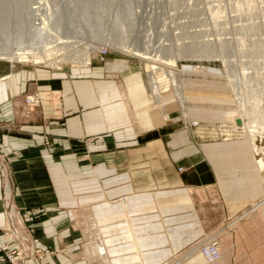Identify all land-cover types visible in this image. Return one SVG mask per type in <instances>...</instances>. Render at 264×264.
Listing matches in <instances>:
<instances>
[{"label": "crops", "instance_id": "obj_1", "mask_svg": "<svg viewBox=\"0 0 264 264\" xmlns=\"http://www.w3.org/2000/svg\"><path fill=\"white\" fill-rule=\"evenodd\" d=\"M195 77L183 73L187 86ZM144 87L134 62L109 54L90 68L59 71L0 60V245L13 242L2 236L6 226L15 229L24 210L33 209L39 241L58 250L68 235L74 241L58 254V263L48 256L39 264H90L80 252L87 230L78 213L113 204L118 217H133L124 201L148 196L154 213L159 204L169 205L165 224L179 230L183 248L263 199L262 177L244 141H204L187 128L192 121L213 122L208 119L227 108L223 101L198 100L186 89L190 112L184 116L167 95L165 119L142 93ZM26 97L40 104L27 105ZM19 195L24 207L15 202ZM247 227L219 232V264H235L232 254ZM17 245L28 248L25 242Z\"/></svg>", "mask_w": 264, "mask_h": 264}, {"label": "rangeland", "instance_id": "obj_2", "mask_svg": "<svg viewBox=\"0 0 264 264\" xmlns=\"http://www.w3.org/2000/svg\"><path fill=\"white\" fill-rule=\"evenodd\" d=\"M30 1L0 0V54L23 50L28 55H37L34 51L24 50L31 43L25 32L27 13L33 7H29ZM38 4H41L39 11L45 7V11L39 13L51 19L41 25L44 36L52 34L59 37L57 40L61 44L60 40L88 35V40L94 44L109 48L111 59L134 62L143 75L145 87L142 93L165 119L164 96H172L183 113L175 92L179 85L184 92L190 90L189 96H198V100L223 101V107L228 109L222 110L215 120L208 119L213 122L192 121L187 128L194 138L204 141H244L253 155L264 188V0H34L33 5ZM59 51L62 54H75L76 50L61 47ZM5 60L8 59H1ZM183 73L189 77L197 76L198 81L189 80L187 86ZM154 82V87L159 91V102L152 94L151 84ZM215 83H219V86ZM195 112L202 113L200 110ZM231 112L235 116L228 120L227 114ZM187 114L183 113L184 116ZM64 193L62 189V196ZM20 199L19 195L15 202L22 206ZM147 200L148 196H140L133 198L132 203L129 199L124 201L129 212L134 213L133 217L129 214H126V218L118 217V213L114 214L113 204L90 206L78 213L87 230V237L81 232L84 237L80 252L84 251L90 264H112L110 257L98 256L95 248L103 241L106 234L102 231L107 228L109 233L116 229L126 233L136 230L140 235L146 223H149L157 226V231H149V234H164L168 240L176 237L179 230L165 224L168 220L166 214L172 211L167 210L169 205L159 204L158 213H154L155 206ZM109 209L110 215L107 214ZM35 212L25 209L15 229L6 226L2 236L13 242L0 245V264H10L9 259L12 258L39 264L48 256L58 263V254L74 244L72 234L62 243L64 247L59 246V250L54 245L39 241L35 233L36 223L32 222L36 218ZM53 213L49 212L48 215ZM119 215L124 216L123 213ZM244 215L229 220L221 228L204 234L183 248L180 246L179 250L158 264H206L199 253L200 246L214 236H218L220 245L219 232L226 234L241 225L248 227L232 254L235 264H264V197L257 205L247 209ZM13 230L16 235L11 232ZM80 231H83V227H80ZM19 242L27 243L28 248L24 250L17 245ZM161 247L170 250L168 241ZM137 252V258L142 261L145 250L137 249Z\"/></svg>", "mask_w": 264, "mask_h": 264}, {"label": "bare ground", "instance_id": "obj_3", "mask_svg": "<svg viewBox=\"0 0 264 264\" xmlns=\"http://www.w3.org/2000/svg\"><path fill=\"white\" fill-rule=\"evenodd\" d=\"M30 2L31 3L29 7L30 6L31 7L34 6V7L29 8L30 11L33 9L31 12L28 10L27 28L25 32H26L27 38L30 40L31 43L29 44L28 49H24V50L36 52L37 55H33V54L32 55L34 57L37 56V58H34L32 55H28L27 52L25 53V51L21 50V52L19 53L0 54V60L8 59L5 61L9 62L11 65L25 64V65H29L33 67H41L44 69H47L45 67H49L51 68L50 70H55V71L61 70L63 67L68 66L67 64L69 63L85 64V61L88 60L87 52L76 50L75 54L73 53L62 54L59 51L61 47H72L71 45L74 44L75 42L74 40H64V41L60 40L62 41V43L60 44L59 41L57 40V39H60L59 37H55L52 34H47V37L44 36V32H43L44 30L41 29V25L44 23L47 24L48 22L51 21V19L48 16L42 15L39 13L40 12L39 7L41 4L33 5L34 0ZM39 25H40V28H37ZM43 46L45 47L44 49H43ZM71 67L87 68V66H83V67L82 66H78V67L71 66ZM155 84L156 82L151 84L152 94L157 99L156 101L159 102L160 101L158 98L159 91L156 87H154ZM175 92L178 98V103L180 105V108L183 110V113L186 115L190 111L189 109H186V105H185L186 94L183 91L182 86L179 85V87L176 89ZM30 98L32 100H29L28 103H26V100H25V103L27 105H39L40 104V100L37 97H30ZM238 111H240V108ZM244 112L246 114V110ZM224 114H227V113H224ZM234 116H235L234 112L228 113L227 119L232 120ZM251 147L254 150V146L251 145ZM259 165L263 167L262 163H260ZM6 189H7V186H6ZM241 217H245V215L243 214ZM153 227H154L153 225L146 223V225L144 226V229L141 230L140 235H137L136 230L134 231L132 230L131 233L130 232L128 233L120 232L119 233L118 230H115L112 233H109V232L107 233V231L104 230L102 232H105L106 235H103L105 236L103 241L101 242L100 245L95 247L97 249V255L100 257L102 256L110 257L112 259L110 261L112 264H158V263H161L165 261L166 258L170 256V254H172V251L173 252L177 251L178 248L182 246L181 244L182 241H177V238H178L177 235L175 238H170L172 241L174 250L172 251L166 250L162 248L161 245L166 243L169 238L164 234L162 235L155 234V233L149 234V231H152V230L157 231V226L154 228ZM214 242H217L216 247L218 250V258L215 261L208 263L202 253V249L206 248V246ZM137 249L145 250V252L142 253V258H143L142 261H140L139 257L137 258V256H139ZM199 253L206 264H214L218 262L221 258V251H220V245L218 242V236H214L207 243L201 245ZM22 264H23V261H22Z\"/></svg>", "mask_w": 264, "mask_h": 264}, {"label": "built area", "instance_id": "obj_4", "mask_svg": "<svg viewBox=\"0 0 264 264\" xmlns=\"http://www.w3.org/2000/svg\"><path fill=\"white\" fill-rule=\"evenodd\" d=\"M50 5H52V3ZM40 11H45V7L40 9ZM87 37H88V35H85V36L77 35L76 37H73V39H71V40L75 41L74 44L71 45L73 47V49L77 50V51L81 50V51L87 52L88 60L85 61V64H81V63L71 64V63H69V64H67L69 67H71V66H75V67L87 66L90 68L93 61H98V62L102 63V62H104V59L109 54V48L107 46H105L103 44H99V43L94 44V42H92L91 40H88ZM45 68H47L49 70L51 69L49 67H45ZM25 100H26V103H28L29 100H32V99L30 97H26ZM35 100H37V99H35ZM216 245H217V242H214V243L206 246V248L202 249V253H203V255H204V257L208 263H211L218 258V250H217ZM9 263L10 264H22V262L20 260H16L15 258L9 259Z\"/></svg>", "mask_w": 264, "mask_h": 264}]
</instances>
